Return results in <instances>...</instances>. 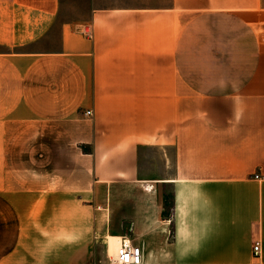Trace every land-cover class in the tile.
<instances>
[{"label": "crops", "instance_id": "0c3cea01", "mask_svg": "<svg viewBox=\"0 0 264 264\" xmlns=\"http://www.w3.org/2000/svg\"><path fill=\"white\" fill-rule=\"evenodd\" d=\"M64 3L0 0V264H264V0Z\"/></svg>", "mask_w": 264, "mask_h": 264}, {"label": "built area", "instance_id": "2783aa9c", "mask_svg": "<svg viewBox=\"0 0 264 264\" xmlns=\"http://www.w3.org/2000/svg\"><path fill=\"white\" fill-rule=\"evenodd\" d=\"M91 114L92 111H88ZM256 177H259L256 175ZM256 257H260L262 252L261 241H256L253 246ZM112 264H143L144 253L142 247L128 242L120 243L116 253L111 258Z\"/></svg>", "mask_w": 264, "mask_h": 264}, {"label": "rangeland", "instance_id": "374dc122", "mask_svg": "<svg viewBox=\"0 0 264 264\" xmlns=\"http://www.w3.org/2000/svg\"><path fill=\"white\" fill-rule=\"evenodd\" d=\"M93 0H65V3L62 8L63 18H68L69 20H77L81 15H84L87 12V9L91 5ZM170 192H168V195ZM119 241V240H118ZM118 246V242L113 244L112 248L115 251ZM112 250V249H111ZM112 252L114 255L116 252Z\"/></svg>", "mask_w": 264, "mask_h": 264}, {"label": "bare ground", "instance_id": "6f19581e", "mask_svg": "<svg viewBox=\"0 0 264 264\" xmlns=\"http://www.w3.org/2000/svg\"><path fill=\"white\" fill-rule=\"evenodd\" d=\"M114 244H115V243H114ZM119 245H120V244L118 243V246H117V248H116L115 252L117 251V249H118ZM112 249H114V248H112ZM113 251H114V250H113Z\"/></svg>", "mask_w": 264, "mask_h": 264}]
</instances>
